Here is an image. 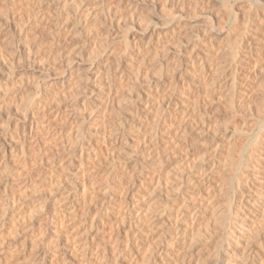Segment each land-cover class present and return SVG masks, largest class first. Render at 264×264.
<instances>
[{
    "label": "rangeland",
    "instance_id": "rangeland-1",
    "mask_svg": "<svg viewBox=\"0 0 264 264\" xmlns=\"http://www.w3.org/2000/svg\"><path fill=\"white\" fill-rule=\"evenodd\" d=\"M65 1L68 3V0H32L33 5L31 1H28L30 5L26 3V0H0V206L2 197L9 195L18 198L15 202L9 198V201H13L14 204L10 202L8 206L7 227L3 231L2 239L4 240L0 241L3 244L0 245L3 251L0 250V264H40L45 261V264H51L50 259H52L56 238L55 224H58L61 228L59 230L66 236L69 234L68 236L72 237L73 233L79 232V238L89 237L91 242L101 246H107L106 242L112 240L113 233L115 237L119 235L118 238H123L126 231L136 229L134 211L130 214L122 213V209L128 200L131 202L137 197V191H141L145 185L137 176L140 170L133 166L137 162L136 157H133L134 150L138 151L141 147L132 142L135 135L126 126L136 116L135 108H139L137 114L142 111V107L136 104L137 100L142 98L141 102H143L145 94L154 95L155 92H161L158 94L161 97L168 95L166 100L170 101L171 109L167 111L174 116L180 114V109L186 104L189 108H195L196 105L195 112L198 113L197 115L194 113L197 117L194 119L199 120L196 124L199 127L192 125L194 131H189L185 135L187 137L183 138L179 151L166 150L162 154L163 170H165L162 173L167 181L165 187L168 186L171 189L179 187L187 177L188 171L191 170V165L202 159H206L209 164L214 163L218 167L215 169H220L218 172L213 168V171H216L214 180L217 188L207 202L206 211L213 216L211 223L207 230L201 231L203 235L199 236L200 239L197 238L198 242L196 241L190 252L192 256L189 253L192 258L182 264H228L231 262L227 252L232 245L227 244L226 232L227 228L236 224L241 225L242 228L239 231L242 232L243 237L246 236L245 245L240 246L237 252L241 255L243 251L250 248L248 252L252 251L260 258L259 261L249 259V264H262L264 211L260 203L264 199L261 193L264 194L262 184L264 183L262 182L264 181V135H261L264 131L261 129L264 127L262 126L264 122L261 121H264V117L260 116L264 115V109L258 105L264 104L259 102V100L263 101L261 97L264 96V0H136L135 7L130 4L132 0H105L104 8L97 7L98 0H86L84 11L77 9V12L75 8L79 6L78 0L77 3L75 0H69V5L73 4L71 7L65 5L67 4ZM108 6L112 7L113 11L117 10L114 11L116 14L112 12L114 16L111 17V22L103 19L101 20L103 23L98 20V24L95 21L98 24L96 25L95 22L89 21L85 26L86 13L91 14L94 9L101 13L102 9L101 16L109 8ZM17 29L21 30L19 35L16 34ZM24 29L25 31H22ZM145 52H147L146 55ZM196 55L199 56L198 61H195L197 63L193 62L192 57ZM205 59L206 61L202 63L201 60ZM198 63L201 66L207 64L205 68L207 70ZM219 63L222 65L220 66ZM119 65L128 70V78L126 77L125 82H120L118 79L111 90L113 84L109 86L108 79L114 76L115 72H119ZM135 66L140 67L137 78L133 73ZM215 67H220L221 73L218 74L221 76L220 80L211 83L212 78L208 76L211 73L210 77H212L214 74L212 70ZM203 74H207V77L202 78ZM249 74L252 79H249ZM79 77L84 78L82 79L84 84L81 82L82 85L77 83L78 86H76L75 83L79 82L77 79ZM98 78V84L95 83L94 86L93 83ZM232 78L233 81H231ZM219 82L223 85L221 86ZM233 82L236 84L233 85ZM231 84L233 87L236 85L235 91L239 92H235L239 94L235 96L237 99L235 103L239 101L238 105L231 103L230 105L228 103L230 98L225 97V94L229 96V93L234 90L233 87L230 89ZM237 85L240 87L247 85L248 87H245L249 89L243 87L239 89ZM206 88L211 92H206ZM110 90L115 100L112 108L106 111L104 118L107 120V125L110 121L116 122L119 125L117 127L125 134L118 139L117 144L121 148L117 146L119 149L115 154H120V157L115 158L110 156V150L115 146L108 145L107 135L106 140L103 138V129L100 126L102 120L96 119L97 125L94 126L95 121H89V118H86L88 108L99 107ZM169 94L171 99H168ZM192 99L195 101H193L194 104ZM177 101L180 103L176 106ZM241 101L247 105V109ZM56 109L63 114H61V120L54 119L55 121L50 122L49 119L53 117ZM179 118L172 122L177 121L178 124ZM32 123L37 126L31 127ZM170 123L166 125L168 128ZM202 124L207 127L203 128ZM98 126L101 132L97 130ZM201 127L203 129H199ZM205 128H208V131ZM166 129L163 131L168 130ZM108 130L111 133L113 127L110 126ZM199 130H203V133L201 134ZM25 134L30 139L26 152L16 157L11 156L12 158L3 157L2 151L6 147V142L21 138ZM95 149L97 152L99 150L98 153L103 160L88 161V172L83 178L78 175L79 163L84 161V156L88 155L89 151L92 152ZM229 159L233 161L232 164ZM223 160L225 163L228 161V165H233L234 168L230 166L231 170ZM7 163V166L12 167L7 168ZM127 169L132 170L136 176L135 181L130 178V172L125 174L124 171ZM196 169L198 168L191 172ZM142 173L147 176V172ZM244 174L250 179L248 182ZM183 176L185 177L182 178ZM27 177L31 180L27 190L29 194L25 195L24 188H20V182ZM122 178L124 181L119 184ZM53 179L56 181L64 179L67 184L53 188L55 187ZM83 179L90 185L84 200L89 197L88 200L92 201V213L99 211L100 217L103 215L106 219L99 217L97 223L95 222L91 228V222L88 223L87 220L88 215L84 213L83 216V208L77 206L78 219L76 218L77 221L75 220L76 223L73 225L78 226H73L76 228H71L73 231L67 232L61 223L64 210L59 206L60 204L67 206L69 198L64 199L62 194L64 192H66L64 196L71 194L72 199L76 201L82 193L80 183ZM243 179L247 185L243 184ZM105 187H109L106 196L102 195V189ZM183 190L186 191V188ZM174 191H168L173 192L171 194L173 200H168V203L172 204L169 208L171 209L169 213L173 214L172 218L165 215L153 221L150 215L144 217L143 223L150 225L145 231L147 247L150 244L158 245V248L164 246L165 243L161 244L163 240H167L168 233L170 234L169 227L173 228L171 225L175 227L180 222H185L184 217H188L191 206L188 205L186 196H182L179 192L176 194L177 192ZM239 195L243 201L246 199L245 203H241L243 208L237 205L240 204ZM108 205L115 210L109 209L111 214L105 215ZM178 209L186 211L185 216L179 215L180 221L174 216ZM234 211L235 213L232 214ZM115 219L119 224L116 223L117 227L114 228L111 226ZM152 222L154 228L151 225ZM222 222L227 224L222 225ZM111 228L114 230L112 231ZM111 249L110 247L105 256L106 264H115L113 259L117 254L122 255L121 261L117 264H134L129 255L125 256L124 249L116 251L114 249L115 252ZM43 257L45 260L42 259ZM105 261H103L104 264ZM238 262L233 264H246L244 259Z\"/></svg>",
    "mask_w": 264,
    "mask_h": 264
},
{
    "label": "bare ground",
    "instance_id": "bare-ground-1",
    "mask_svg": "<svg viewBox=\"0 0 264 264\" xmlns=\"http://www.w3.org/2000/svg\"><path fill=\"white\" fill-rule=\"evenodd\" d=\"M28 1H31L32 2V0H28ZM27 0H26V3L28 2ZM73 1V0H72ZM79 2V6H77L75 9V12H77V9L79 10V11H84V3L86 2V0H78ZM85 1V2H84ZM99 2H97V7L99 6H101V8L104 6V4L106 3L105 2V0H98ZM121 1V0H120ZM127 1V0H126ZM129 1V0H128ZM134 1H136V0H132L131 1V3L130 4H132V7H135L136 5H135V3H134ZM179 1V0H178ZM213 1V0H212ZM66 2V1H65ZM71 2V1H70ZM75 2L77 3V0H75ZM123 2H125V1H123ZM175 2H177V1H175ZM29 3V2H28ZM67 3V2H66ZM74 3V2H73ZM98 3H100V4H98ZM129 3V2H128ZM157 3V2H156ZM30 4V3H29ZM86 4V3H85ZM31 5V4H30ZM32 5H33V2H32ZM65 5H67L68 7L70 6L71 7V5H73V4H71L70 3V5H69V0H68V3L67 4H65ZM76 5V4H75ZM96 5V4H95ZM106 5V4H105ZM196 5V4H195ZM28 6V5H27ZM130 6V5H129ZM180 6V5H179ZM109 7V6H108ZM181 7V6H180ZM100 8V9H101ZM104 8V7H103ZM130 8V7H129ZM71 9V8H70ZM118 9V8H117ZM105 10V9H104ZM88 11V10H87ZM96 10L94 9V11L90 14V12L88 13V15H87V13H86V21L85 22H87L86 24H85V22H84V24H85V26L89 23V21L91 22H97L98 20H99V22L101 21V20H103L104 19V21H107V22H111V17L112 16H114L113 14H112V12L113 13H115L114 11H113V8L112 7H109L103 14H104V16H103V14L100 16V14L102 13V9H101V13L99 12V10L98 11H96ZM167 11V10H166ZM74 12V13H75ZM81 13V12H80ZM85 13V12H84ZM169 14H170V12H168ZM230 13V12H229ZM26 14V13H25ZM90 14V15H89ZM116 14V13H115ZM172 14V13H171ZM9 15V14H8ZM7 15V16H8ZM27 15V14H26ZM77 14L75 13V16H76ZM165 15V14H164ZM229 15H231V14H229ZM31 16V15H30ZM176 16V15H175ZM174 16V18H176ZM164 17V16H163ZM76 18H77V16H76ZM79 18V17H78ZM6 19V18H5ZM35 19V18H34ZM92 19V20H91ZM167 19H168V17H167ZM179 19V18H178ZM7 20V19H6ZM94 20V21H93ZM113 20H114V18H113ZM171 20V19H170ZM3 21H4V19H3ZM172 21H173V19H172ZM32 22H33V20H32ZM79 22H81V21H79ZM95 22V24L96 25H98L97 23ZM179 22V21H178ZM34 23V22H33ZM82 23V22H81ZM101 23H103L102 21H101ZM108 24V23H107ZM111 24V23H110ZM171 24V23H170ZM83 25V24H82ZM90 25H93L92 23H90ZM89 25V26H90ZM95 25V26H96ZM175 25V24H174ZM23 26V25H22ZM75 26H76V24H75ZM88 27V26H87ZM87 27H85V28H87ZM90 27H92V26H90ZM20 28H22V27H20ZM78 28V27H77ZM83 28V27H82ZM85 28L83 29V31L85 30ZM173 28V27H172ZM81 29V28H80ZM176 29V28H175ZM91 30V29H90ZM17 31H18V29H17ZM22 31H25V29L24 30H22ZM208 31V30H207ZM21 33V30L20 31H18V33H16V34H20ZM24 33V32H23ZM161 35V34H160ZM159 39V38H158ZM149 45V44H148ZM198 45V44H197ZM151 47V46H150ZM195 48V47H194ZM193 48V51L195 50ZM196 48H197V46H196ZM147 50H149V49H147ZM146 50V51H147ZM151 50V49H150ZM198 50V49H197ZM196 50V51H197ZM234 50V49H233ZM232 50V51H233ZM192 51V50H191ZM192 51V52H193ZM148 52V51H147ZM147 52H145L144 54L146 55V53ZM191 52V53H192ZM198 52H199V50H198ZM149 53V52H148ZM196 53V52H195ZM194 53V54H195ZM231 53V52H230ZM236 54V53H235ZM144 55V56H145ZM149 55V54H148ZM198 55V54H197ZM197 55L196 56H192L193 57V62H195L196 60L198 61V57H197ZM146 57V56H145ZM236 57V56H235ZM143 60L144 59H146V58H142ZM141 59V60H142ZM192 59V58H191ZM208 59V58H207ZM215 59V58H214ZM233 59H235V58H233ZM148 60V59H147ZM200 60V59H199ZM226 60H227V58H226ZM228 60H232V59H228ZM238 60V59H237ZM146 61V60H145ZM206 61V59L205 60H201V62L202 63H204ZM217 61V60H216ZM239 61V60H238ZM208 62V61H207ZM237 62V61H236ZM235 62V63H236ZM142 63H143V61H142ZM195 63H197V62H195ZM200 63V62H199ZM198 63V64H199ZM209 63H210V61H209ZM217 63V62H216ZM221 63V62H220ZM219 63V64H220ZM223 63H224V61H223ZM230 63V62H229ZM197 65V64H196ZM200 65V64H199ZM206 65L207 64H205V65H203V66H201L203 69H205L206 68ZM210 65V64H209ZM213 66H219L218 64H212ZM222 64H220V66H221ZM62 66H63V64H62ZM208 66V65H207ZM120 67V68H119ZM119 69H118V71L119 72H115V74H114V76H110V78L108 79V84H109V86H111L112 84V87H111V90H112V88L115 86V84H116V82H117V80L118 79H120V82L122 81V82H125V80H127L126 79V77L128 76V70H126V69H123V67L122 66H120L119 65ZM136 67V66H135ZM210 67H212L211 65H210ZM223 67L225 68V66L223 65ZM222 67V68H223ZM197 68H200V67H197ZM220 68V67H219ZM219 68L217 67H215V69L214 70H212V73H213V71H214V74H212V77H210L211 76V73L209 74L210 76H208L209 78H212V80H211V83L212 82H215L216 80H220V76H221V74L219 75L218 73H221V71L219 70ZM201 69V68H200ZM199 69V70H200ZM226 69V68H225ZM198 70V69H197ZM202 70V69H201ZM205 70H207V69H205ZM208 70H209V67H208ZM222 70V69H221ZM227 70V69H226ZM224 71V70H223ZM252 71V70H251ZM209 72H211V71H209ZM208 72V73H209ZM133 73H134V77H139V74H140V67L139 66H137L136 68H134V70H133ZM205 73H206V71H205ZM207 73V74H208ZM132 74V73H131ZM207 74H203L201 77L202 78H206L207 77ZM201 75V74H200ZM223 75V74H222ZM252 75V74H251ZM98 76V75H97ZM249 76H250V74H249ZM72 77V76H71ZM223 77V76H222ZM225 77V76H224ZM95 78V77H94ZM128 78V77H127ZM234 78V77H233ZM233 78H232V80L231 81H233ZM247 78H248V76H247ZM246 78V79H247ZM251 78V76L249 77V79ZM77 79H79V82H74L75 83V85L78 83L79 85L81 84L82 85V83L81 82H83L82 81V79H84L83 77H79V78H77ZM76 78H75V80H77ZM196 79V78H195ZM201 79V78H200ZM224 78H222V80H223ZM236 79V78H235ZM252 79V78H251ZM98 80H99V78L96 80L95 79V82L93 83L94 84V86H95V83L96 84H98ZM222 80H221V82H222ZM248 80V79H247ZM202 81H204L203 79H202ZM225 83H226V81L225 80H223ZM228 81V80H227ZM207 82V81H206ZM230 82V81H229ZM64 83H66V82H64ZM88 83V82H87ZM86 83V84H87ZM185 83V82H184ZM190 83V82H189ZM193 83V82H192ZM196 83H198V82H196ZM195 83V84H196ZM217 83V82H216ZM220 83V82H219ZM225 83H224V85H225ZM232 83V82H231ZM234 83L235 82H233V85H234ZM236 83H237V79H236ZM235 83V84H236ZM68 84V83H67ZM83 84H84V82H83ZM90 84V83H89ZM92 84V83H91ZM200 84V83H199ZM198 84V85H199ZM203 84V83H202ZM214 84V83H213ZM218 84V83H217ZM216 84V85H217ZM221 84V83H220ZM229 84V83H228ZM238 84V83H237ZM74 85V84H73ZM88 85V84H87ZM162 85V84H161ZM176 84H174V86H175ZM188 85V84H187ZM189 85H192V84H189ZM205 85V87H206V84H204ZM210 85H212V84H210ZM210 85H207V86H210ZM223 84H221V86H222ZM232 85V84H231ZM233 85L232 86H230V85H228V86H230V89H232L231 87H233ZM247 85H248V83H247ZM247 85H245V86H247ZM76 86H78V85H76ZM160 86V85H159ZM174 86H172V89H174L173 87ZM218 86H219V84H218ZM218 86H216L217 88H219ZM236 86V85H235ZM234 86V87H235ZM238 86V85H237ZM243 87V88H247V87ZM91 87H92V85H91ZM188 87V86H187ZM190 87V86H189ZM194 87H195V85H194ZM193 87V88H194ZM211 87V86H210ZM213 87V86H212ZM224 87V86H223ZM233 87V91H231L229 88V90L231 91L230 93H229V96L227 95V94H225V97L227 96V97H229L230 98V102H228L229 104L231 103L232 105H235V104H237L238 105V102L239 101H237V103H235V96L237 95V93H235V92H238V91H235V88ZM240 86H238V88H239ZM242 87H240V88H242ZM159 87L158 86H156V89L157 90H159L158 89ZM239 88V89H240ZM242 88V89H243ZM251 88V87H250ZM264 88V87H263ZM155 89V90H156ZM228 89H227V91H228ZM241 89V90H242ZM249 88H247V90H248ZM111 90H110V92H108V94H107V96L106 97H104V99H102V102H101V104H100V106L99 107H97L96 109L94 108V109H92L91 107H89L88 108V111H87V109L85 110V112L87 111L88 113L86 114L87 115V117L86 118H89L88 120L89 121H95V123H94V126H96L97 125V123H96V119H98L99 118V120H102V124L100 125L101 126V128L103 129V138H104V140H106V135H107V142H108V145H110L111 147H113V146H115V147H113V148H111L112 150H110V153H111V157H120V154H118V155H116L115 154V152H117L116 150H118L119 148H121V146H118V139H119V137H122L123 135H125L123 132H122V130H120V128L119 127H117V123L116 122H112V121H110V122H108L109 123V125H107V120L104 118L105 117V114H106V111H109L111 108H112V104H114V100H115V97L113 96V93L111 92ZM156 90V91H157ZM162 90H163V88H162ZM165 90V89H164ZM213 90V89H212ZM217 90V89H216ZM147 91H149V90H147ZM169 91H171V90H169ZM205 91L206 92H211V91H208L207 90V88L205 89ZM223 91V90H222ZM226 91V90H225ZM154 92V91H153ZM164 92V91H163ZM166 92V91H165ZM168 92V91H167ZM172 92V91H171ZM186 92V91H185ZM242 92V91H241ZM240 92V93H241ZM159 93H161V92H159ZM159 93H156L155 92V96L154 95H151V93L150 94H145V99L143 98V102H141L142 101V98L141 99H139V100H137V102H136V104H137V106H141L142 107V111H140L138 114H137V111H139V108H135V111H136V116L132 119V121L129 123V125H127L126 127L129 129V131L133 134V135H135V138H133L132 139V142H134V144H136L137 146H140L141 148L138 150V151H136V150H134L135 152H134V154H133V157H136V163H134V165L133 166H136L137 168V170H140V174L138 173V175L137 176H139L140 177V179L142 180V182L144 183V185H145V187L143 188V189H141V191H137V193H136V196L137 197H135V199H130L131 200V202L129 203L128 201H127V203L126 204H124L123 205V212L122 213H129L130 214V212L132 211H134V214H135V219H134V226L136 227V229L134 230V231H131V230H128V231H126V233H125V235H124V237L123 238H121V237H119L118 238V236H116L115 237V234L113 233V234H111L112 236H113V238H111L112 240L111 241H108V242H106V245L107 246H101L100 244H98V245H96L95 243H93V242H91L90 240H89V237H85V239L84 238H79V236H80V234H79V232L77 233V232H75V233H70V234H72V237H70V236H66V234H63L62 233V231H60L59 230V228L60 227H58V224H55L56 225V228H55V240H54V250L52 251V259H50V261H51V264H104L103 263V261H105L106 259H105V256H106V253H108V250H109V248L111 247L112 249V251H114V249H115V251L117 250V249H124V254H125V256H126V254L127 255H129L130 256V258H132L133 259V263L134 264H182V263H184L185 261H187V260H189V259H191L192 257H190L189 256V253L191 252V250H193V248H194V246H195V244H196V241L198 242V237L199 236H202L203 234H202V232L203 231H205L204 229H206L209 225H210V221L212 220V218H213V216H211V215H209L208 214V212L206 211L207 210V202L209 201V198L211 197V194L213 193V191H214V189L215 188H217L216 187V181L214 180V178H215V172L216 171H213V168L215 169V165H214V163L213 164H209L208 163V161H206V159H202V160H200L199 162H197V163H193L192 165H191V170H193V169H195L196 167L198 168V169H196V170H194V171H192L191 172V170L190 171H188V173L186 174L187 175V177H185V176H183L182 178H184L185 177V180L181 183V185L179 186V187H177L176 189H171V188H169L168 186L167 187H165V185L167 184V181H166V179L164 178V175H163V173H162V171H165V170H163V158H162V154H164L165 152H166V150H168V151H179L178 149H181V145L183 144V138L185 137V139H186V137L187 136H185V135H187V133L189 132V131H191L192 132V125L193 124H195L194 126H198V125H196L197 124V122L199 121V120H195L197 117H195L194 116V113H196L195 112V108H197L196 107V105H195V108L194 107H188L187 106V104H186V106H183V108L182 109H180L181 110V113L179 114L178 113V115H172V114H170V113H168L169 111H167V110H169V109H171V107H170V101L169 100H166V97L168 96L166 93V96H164V97H161V96H158V94ZM190 93H192V92H190ZM217 93V92H216ZM221 93V92H220ZM225 93V92H224ZM223 93V94H224ZM228 93V92H227ZM239 93V92H238ZM248 93V92H247ZM250 93V92H249ZM261 93V92H260ZM264 93V92H263ZM171 94V93H170ZM170 94H169V98L168 99H171L170 98ZM193 94V93H192ZM208 94V93H207ZM243 94V93H242ZM241 94V95H242ZM161 95H163V94H161ZM203 95V94H202ZM213 95V94H212ZM239 95V94H238ZM237 95V96H238ZM240 95V96H241ZM256 95H258V94H256ZM262 95V94H261ZM264 95V94H263ZM262 95V96H263ZM156 97L157 98V100H155L154 99V97ZM158 96V97H157ZM193 96V95H192ZM205 96H206V94H205ZM217 96H218V94H217ZM159 97H161V99L159 98ZM225 97H224V99H225ZM226 97V98H227ZM258 97H259V95H258ZM261 97V96H260ZM160 100H159V99ZM187 98V97H186ZM254 98V97H253ZM183 99V98H182ZM195 99V98H194ZM218 99V98H217ZM240 99V98H239ZM242 99V98H241ZM245 99H247V97L245 96ZM261 99H263V101H260L259 100V102H262V104L264 103V96H263V98L261 97ZM174 100V99H173ZM178 100V99H177ZM184 100V99H183ZM182 100V101H183ZM198 100V99H197ZM237 100V99H236ZM258 100V99H257ZM193 99H192V104H194L193 103ZM229 101V100H228ZM248 101V100H247ZM246 101V102H247ZM185 102H186V100H185ZM190 102V101H189ZM195 102V101H194ZM197 102V101H196ZM242 102V101H241ZM243 102H245L244 101V99H243ZM242 102V103H243ZM250 102V101H249ZM252 102V101H251ZM156 103V104H155ZM180 103V101H177V103H176V106H177V104H179ZM198 103V102H197ZM60 104V103H59ZM89 104H91L90 102H89ZM230 104V105H231ZM240 104V103H239ZM244 104V103H243ZM254 104V103H253ZM258 104V103H257ZM190 106H191V104H189ZM230 105H228V106H230ZM237 105H236V107H237ZM241 105V104H240ZM244 105H246V104H244ZM244 105H242V107L244 106ZM57 106H59V105H57ZM136 106V107H137ZM194 106V105H193ZM249 106V105H248ZM260 108L261 107H263L262 109H264V104L263 105H261V104H259L258 105ZM60 107V106H59ZM235 107V106H234ZM239 107V106H238ZM237 107V108H238ZM247 107V105L245 106V108ZM230 108L232 109V107L230 106ZM229 108V109H230ZM240 108V107H239ZM248 108V107H247ZM246 108V109H247ZM236 109V108H235ZM234 109V110H235ZM250 109V108H249ZM252 109V108H251ZM259 109V108H258ZM198 110V109H197ZM243 110H245V109H243ZM199 111V110H198ZM232 111H233V109H232ZM246 111H249V110H246ZM245 111V112H246ZM172 112V111H171ZM179 112V111H178ZM142 113V114H141ZM175 113V112H174ZM198 113V112H197ZM197 113L195 114V115H197ZM61 114H62V112L59 110V109H56V110H54V113H53V117L52 118H50L49 120H50V122L52 121V120H59L60 119V117H61ZM85 114V113H84ZM101 114V115H100ZM249 114V113H248ZM63 115V114H62ZM66 115H68V113L66 114ZM199 115V114H198ZM247 115V114H246ZM244 116V115H243ZM115 117V116H114ZM172 117H174V119L172 118ZM179 117H181V119L179 118ZM203 117V116H202ZM261 118H263L264 117V115H262V116H260ZM171 118H172V120H177L178 118H179V123L177 124L176 122H172V120H171ZM195 118V119H194ZM199 118V117H198ZM201 118V117H200ZM68 121L70 120V119H68V118H66ZM202 119V118H201ZM54 120V121H55ZM61 120V119H60ZM171 120V123L169 122ZM196 122H195V121ZM260 120H262V119H260ZM203 122H205V121H203ZM261 122H264L263 120L261 121ZM113 123V124H112ZM171 124V125H168V126H170L169 128L166 126L167 124ZM200 123V122H199ZM50 124V123H49ZM263 125L262 126H264V123H262ZM35 126L36 124H34V123H32L31 124V127L32 126ZM47 125V124H46ZM203 125V128H204V126H206L207 127V125H204V124H202ZM37 126V125H36ZM100 126H98V131H100L101 132V128H99ZM113 127V130L111 131V133H109L108 131V129H109V127ZM119 126V125H118ZM47 127H49V126H47ZM163 127H166L165 129L167 130V131H163V130H165V129H163ZM199 127V126H198ZM209 127V126H208ZM50 128V127H49ZM202 127L201 128H199V129H203ZM207 131H208V128H205ZM205 129H204V131H205ZM31 130V129H30ZM198 130V129H197ZM261 130H263L264 131V127L261 129ZM32 131V130H31ZM124 131V130H123ZM194 131V130H193ZM196 131V130H195ZM106 132H107V134H106ZM125 132V131H124ZM197 132V131H196ZM199 132H201V134L203 133V130L201 131V130H199ZM260 132H262V131H260ZM126 133V132H125ZM205 133V132H204ZM259 135V134H258ZM260 135H261V133H260ZM259 135V136H260ZM264 134H262L261 136H263ZM111 136H113V137H111ZM258 137V136H257ZM38 139V138H37ZM184 139V140H185ZM28 140H30L29 139V137L27 136V134H25L23 137H21V138H16V139H14V140H8L7 142H6V147L5 148H3V151H2V156L3 157H5V158H7V157H11V156H14V157H16V156H18L20 153H25L26 152V148L28 147V145H27V143H28ZM258 140V139H257ZM259 141V140H258ZM257 141V142H258ZM260 141H261V139H260ZM137 142V143H136ZM138 142H139V144H138ZM263 142H264V139H263ZM117 146L119 147V148H117ZM262 146V145H261ZM216 147H218V146H216ZM260 147V146H259ZM264 147V146H263ZM116 148V149H115ZM214 148H215V146H214ZM215 149H217V148H215ZM261 149H262V147H261ZM253 150V149H252ZM259 150V149H258ZM261 151V150H260ZM98 152H99V150H98ZM97 152V150L95 149L94 151H89V153H88V155H86V156H84V161H82L81 163H79V169H78V173L76 172V174H78L79 176H83V178H84V176L86 175V173L88 172L87 171V165H88V161H90V160H95V161H93V162H96V160H98V161H101V160H103V158L100 156V154ZM257 152V151H256ZM140 153V154H139ZM168 153V152H167ZM215 153V152H214ZM258 153V152H257ZM256 153V154H257ZM253 154H255V153H253ZM252 154V155H253ZM258 154H260V153H258ZM257 154V155H258ZM262 154V153H261ZM141 155V156H140ZM264 155V154H263ZM262 155V156H263ZM140 156V157H139ZM261 156V155H260ZM2 157V158H3ZM215 157V156H214ZM4 158V159H5ZM12 158V157H11ZM261 158V157H260ZM263 158V157H262ZM111 159V158H110ZM8 160H9V158H8ZM81 160H83V158H81ZM214 159H212V161H213ZM225 160V159H224ZM223 160V162L225 163V161L226 160H228V159H226L225 161ZM230 160V162H231V159H229ZM262 160V159H261ZM6 161H7V159H6ZM209 161H211V160H209ZM211 163V162H210ZM227 163V165H228V161L226 162ZM225 163V164H226ZM233 163V161L230 163V164H232ZM216 164V163H215ZM5 165V164H4ZM8 165V163L6 164V167L7 168H10V167H12L11 165H10V167L9 166H7ZM238 165H240V164H238ZM226 166V165H225ZM231 166V165H230ZM229 165H228V167H230ZM233 166V165H232ZM231 166V167H232ZM234 166H237V164L235 165L234 164ZM95 167V166H94ZM231 167H230V169H231ZM240 167V166H239ZM216 168H218V167H216ZM220 168V167H219ZM227 168V167H226ZM232 168H234V167H232ZM241 169V168H240ZM249 169V168H248ZM95 170V169H94ZM200 170V171H199ZM215 170H217L218 172L220 171V169H215ZM232 170V169H231ZM134 171V170H133ZM248 171V170H247ZM125 172V174H128L129 172H130V178L131 179H133L134 181H135V179H136V176L134 175V173L132 172V170L131 171H128V169L126 170V171H124ZM142 172H147V176L145 175V173H142ZM212 172H214V173H212ZM132 173V174H131ZM136 173V172H135ZM245 173V172H244ZM249 173V172H248ZM91 174V173H90ZM250 174V173H249ZM122 175V174H121ZM251 175V174H250ZM92 176V175H91ZM123 176V175H122ZM121 176V177H122ZM244 176L247 178V175H245L244 174ZM249 176V175H248ZM264 176V175H263ZM262 176V177H263ZM126 176L124 175V178H125ZM217 177V176H216ZM252 177V176H251ZM261 177V178H262ZM86 178H88V177H86ZM91 178V177H90ZM254 179V178H253ZM263 179H264V177H263ZM30 177H27L26 179H24V181L22 180L20 183V188L22 189V188H24V190H23V193L25 194V195H27V194H29V192L27 191L28 189H29V182H30ZM244 180V179H243ZM242 180V182H243V184H245V185H247V183H245V180L243 181ZM250 179H248L247 178V180H246V182H248ZM1 181V180H0ZM122 181H124L123 180V178L121 179V182L119 183V184H121L122 183ZM172 182V181H171ZM262 182H264V181H262ZM53 183H54V186L55 187H53V188H58V187H60V186H63V185H65V184H67V182L64 180V179H58L57 181H56V179L54 180L53 179ZM59 185H58V184ZM251 183V182H250ZM249 183V184H250ZM81 184V188H82V193H81V196H79V198L75 201V199H72V195L71 194H67L66 196H64V194L66 193V192H64L62 195H63V197H64V199H67V198H69L68 200H67V203H68V205L66 206V205H61L60 204V208H62V210H64V212H63V219H62V221H61V223H62V226L64 227L63 229H66V231L68 232L69 230L70 231H73V230H71V228H73V226H76L77 224H75V225H73L74 223H76L75 222V220H76V218H77V214H76V211H77V206L79 207V206H81L82 208H83V216L86 214V215H88V223L89 222H91V228H92V226L93 225H95L94 223L97 221V219L100 217V215L101 214H99L98 212L99 211H96L95 212V214L94 213H92V201H90V200H88V198H85V200H84V197H85V195L89 192L88 190V186H90L89 185V182H87V180L86 181H84V179H83V181H82V183H80ZM248 184V185H249ZM263 185H264V183H262ZM132 185V184H131ZM68 186V185H67ZM183 186V187H182ZM94 187V186H93ZM186 188V191H184L183 189H185ZM166 189V190H165ZM58 190V189H57ZM169 190H175L177 193L176 194H179V193H181V195L182 196H186V200L189 202L188 203V205H190L191 207H189V209H190V211H189V213L187 214L188 215V217H186L185 215H186V211L185 210H181L180 209V211H179V209H178V211H177V214H175L174 216L176 217V219H179L178 217H179V215L180 214H182V217H183V215L185 216L184 217V221L185 222H180V224H178L177 222H176V219H175V217H174V220H175V222L178 224V225H176L175 227H174V225H171L173 228H171V227H169L170 228V234L168 233V238H167V240H163V243L161 244V245H163L164 243H165V245L164 246H160L159 248L157 247L158 245H149L148 247H147V233H145V231L147 230V229H149L148 228V225H149V223H148V225H146L145 223H143V221H144V217L146 216V215H150V218L153 220V221H155V220H157V219H160V218H163L165 215L167 216V215H169V217L170 218H172L173 217V214H171V213H169V210H171V209H169L170 207H172L171 205L172 204H170V203H168L169 201L168 200H173L172 199V193L170 192H168ZM93 191H95V190H93ZM102 191H103V193H102V195L103 194H105V196L108 194V191H109V187H105V188H103L102 189ZM174 191V192H175ZM206 191V192H205ZM208 191V192H207ZM68 192V191H67ZM179 192V193H178ZM205 192V193H204ZM258 192V191H257ZM240 193V192H239ZM242 193V192H241ZM262 193V196L264 195L263 194V192H261ZM90 194H88V196H89ZM237 195V194H236ZM241 195V194H240ZM240 195H239V197H240ZM177 196H179V195H177ZM242 197H243V195H241ZM24 197V196H23ZM174 197V196H173ZM191 197H193V199H191ZM9 198H10V200H13L14 202H15V200H17L18 198L17 197H14V196H9V195H7V197H2L1 198V200H2V204H1V208H0V241L2 242V240H4V239H2V236L4 235V233H3V231L6 229V223H7V221H6V219H7V212H8V206L10 205V202L11 201H9ZM21 198V197H20ZM75 198V197H74ZM92 198V197H91ZM246 198V197H245ZM264 198V197H263ZM262 198V199H263ZM87 199V200H86ZM240 199V204H237V205H239V207L240 208H243L242 207V205H241V203L242 202H244L243 201V199H241V197L239 198ZM261 199V200H262ZM92 200V199H91ZM11 202V203H13L14 204V202ZM234 201H236V200H234ZM233 201V202H234ZM171 202V201H170ZM247 202H249V201H247ZM255 202V201H254ZM261 202V201H260ZM66 203V204H67ZM237 203H238V201H237ZM245 203V202H244ZM84 204H85V206H84ZM234 204H236L235 202H234ZM254 204V203H253ZM88 205V206H87ZM101 205V204H100ZM115 206H116V204H114ZM245 205V204H244ZM260 207H262V209H263V211H264V199L262 200V202L260 203ZM185 206H187V205H185ZM84 207H85V210H84ZM238 207V206H237ZM81 208V209H82ZM121 208H122V206H121ZM181 208V207H180ZM183 208V207H182ZM230 208V207H229ZM228 208V209H229ZM234 208V207H233ZM239 208V209H240ZM107 212L105 213V215H110L111 213L109 212V209H113V210H115L114 208H112V206H110V205H108L107 206ZM132 209V210H131ZM184 209H185V207H184ZM187 209V208H186ZM259 209H261V208H259ZM61 210V211H62ZM230 210H231V208L229 209V212H230ZM238 210V209H237ZM241 210V209H240ZM240 210L238 211V212H240ZM85 211V212H84ZM119 211V210H118ZM120 211H121V209H120ZM233 211V210H232ZM258 211V210H257ZM57 212V211H56ZM113 212V211H112ZM131 212V213H132ZM227 212V211H226ZM58 213V212H57ZM85 213V214H84ZM92 213V214H91ZM110 213V214H109ZM228 213V212H227ZM235 213V211L232 213V214H234ZM117 214H119V213H117ZM211 214V213H210ZM213 214H214V212H213ZM231 214V213H230ZM112 215H113V213H112ZM80 216V215H79ZM172 216V217H171ZM234 216H236V215H234ZM59 217V216H58ZM263 218H264V216H262ZM60 218V217H59ZM104 219V217H103V215H102V217H100V219ZM108 218V217H107ZM113 218H115V217H113ZM124 218V217H123ZM232 218V217H231ZM233 218H235V217H233ZM237 218V217H236ZM235 218V219H236ZM57 219V218H56ZM78 219V218H77ZM86 219V218H85ZM84 219V220H85ZM105 219H106V217H105ZM104 219V220H105ZM117 219V218H116ZM116 219L115 220H113L112 221V226L111 227H117V225H115L116 223L117 224H119L117 221H116ZM180 219H181V217H180ZM180 219H179V221H180ZM224 219H225V217H224ZM234 219V220H235ZM84 220H82L83 222H84ZM87 220H86V222H87ZM108 220V219H107ZM231 220V219H230ZM230 220L228 221L229 223H230ZM77 221V220H76ZM110 221V220H109ZM222 221H223V219H222ZM83 222H80V223H83ZM120 222V221H119ZM226 222V221H225ZM232 222H233V219H232ZM235 222H239V221H235ZM79 223V224H80ZM87 223V224H88ZM97 223V222H96ZM104 223V222H103ZM175 223V224H176ZM240 223V222H239ZM86 224V223H85ZM226 225L225 223H223L222 222V225ZM236 224V223H235ZM235 224H233V225H235ZM97 225V224H96ZM115 225V226H114ZM151 225H152V227L154 226L153 225V222L151 223ZM229 225V224H228ZM60 226H61V224H60ZM78 226V225H77ZM150 226V225H149ZM230 226H232L231 224H230ZM229 227V226H228ZM58 228V229H57ZM76 228V227H75ZM75 228H73V229H75ZM91 228H89V229H91ZM97 228V227H96ZM110 228V227H109ZM114 228H111L112 229V231L114 230ZM154 228V227H153ZM152 228V229H153ZM168 228V229H169ZM242 227H241V225L239 226V225H235V226H233V227H231V228H227V241H228V243H227V241H226V243L227 244H230V246L232 245V248H230V249H228V252H227V256L228 257H230V260H231V262H228V264H233L234 262L235 263H239L238 262V260L241 262L243 259H244V262L246 263V264H249V259H251V260H255V261H259V258L256 256V254H254L252 251H250V252H248L249 250H250V248H248L247 250H245V251H243L244 253H242L241 255H239V253L237 252L238 251V249H239V247L240 246H244L245 245V239H246V236L245 237H243V235H241V233L242 232H240L239 231V229H241ZM61 229V228H60ZM62 229V230H63ZM88 229V230H89ZM167 229V230H168ZM208 229V228H207ZM206 229V230H207ZM88 230H85L86 232L88 231ZM119 230V229H118ZM203 230V231H202ZM106 231V230H105ZM116 231V230H115ZM153 231V230H152ZM202 231V232H201ZM117 232V231H116ZM167 232V231H166ZM169 232V231H168ZM239 232H240V234H239ZM19 234V233H18ZM86 234V233H85ZM149 234V233H148ZM201 234V235H200ZM17 235V234H16ZM167 235V234H166ZM225 235V234H224ZM244 235H245V233H244ZM149 236V235H148ZM5 237V236H4ZM225 237V238H226ZM92 238V237H91ZM121 238V239H120ZM161 238H163V237H161ZM224 238V239H225ZM199 239H200V237H199ZM0 242V243H1ZM99 242V241H98ZM97 242V243H98ZM162 242V241H161ZM224 242H225V240H224ZM4 243V242H3ZM0 245H3L2 243L0 244ZM113 246V247H112ZM1 247V246H0ZM5 247V246H4ZM4 247H3V249H4ZM115 247V248H114ZM117 247V248H116ZM114 248V249H113ZM1 250V249H0ZM8 250V249H7ZM110 250V251H111ZM2 251V250H1ZM13 251V250H12ZM114 251V252H115ZM200 251V250H199ZM3 252V251H2ZM1 253V252H0ZM12 253V252H11ZM113 253V252H112ZM190 255L192 256V254L190 253ZM190 258H189V257ZM124 257V256H123ZM4 258V257H3ZM2 258V259H3ZM54 258V259H53ZM89 258H90V260H89ZM122 258V255L121 254H117V255H115V257H114V259H113V261L115 262V264H117L119 261H121L120 259ZM43 260H45V258L43 257L42 258ZM111 261V260H110ZM46 262V261H45ZM45 262H42V263H40V264H45ZM262 262V264H264V259L261 261ZM105 264H106V261H105ZM256 264V263H255Z\"/></svg>",
    "mask_w": 264,
    "mask_h": 264
}]
</instances>
